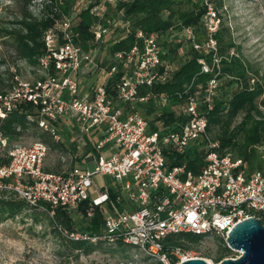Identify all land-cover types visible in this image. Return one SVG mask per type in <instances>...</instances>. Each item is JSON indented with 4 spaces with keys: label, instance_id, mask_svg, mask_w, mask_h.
I'll return each instance as SVG.
<instances>
[{
    "label": "built area",
    "instance_id": "built-area-1",
    "mask_svg": "<svg viewBox=\"0 0 264 264\" xmlns=\"http://www.w3.org/2000/svg\"><path fill=\"white\" fill-rule=\"evenodd\" d=\"M203 2L207 5L203 21L208 33L205 42L195 41L192 28H186V38L193 41L195 48L213 54L211 65L201 62L203 71H213L215 76L202 94L187 95L184 110L189 118L179 131L164 135L159 131L148 133V119L140 112L126 111L121 105L149 99L147 95L137 97V86L144 83L151 86L154 80H164L169 73L168 68L164 74L157 69L162 60L156 32L139 29L137 36L142 45L115 53L118 60L128 63L129 71L116 81L113 96L105 85L108 78L96 82L92 92L82 89L87 81L83 68L100 66L91 52L74 43L73 16L70 15L56 19L54 25L45 30L46 54L38 58L36 66L26 60L1 65L14 74V83L10 90L0 92V126L15 109L31 103L35 112L27 114L28 120L48 130L56 141L63 137L59 123L74 119L81 135L92 126L104 127L106 135L97 140V147L114 150L97 157L87 153L84 161L92 160V167L75 164L66 170L52 171L45 169L46 155L51 148L49 143L41 139L26 144L10 142L0 129V198L22 199L30 208L52 213L58 205L71 210L91 196L93 177L106 174L120 185L121 195L130 201L129 205L125 209L114 206L112 211L103 205L105 219L98 234L81 231L68 234L66 231V235L96 243L123 241L158 264H178L188 257L178 246L166 250L163 239L171 232L194 231L218 235L226 241L227 232L240 220L255 216L264 222L263 171L257 168L247 172L241 157L235 158L232 152L221 154L219 140L208 134L207 113L215 104L220 86L217 77L221 74V57L213 36L219 30L220 18L210 0ZM101 10H104L102 4L91 12L103 16ZM39 15L41 10L36 16ZM112 22L116 27L124 23L117 19ZM91 29L96 42L109 32L100 21ZM116 71V66H112L108 77ZM166 101V97H162L163 104ZM77 137L74 135L70 140ZM196 140L206 142V161L199 173L186 170L184 165L167 167L163 148L171 145L180 152ZM85 143L80 139L77 146L82 148ZM260 148L264 150V146ZM106 196V193H98L92 198L98 205L103 204ZM93 207L87 208L88 215L93 214Z\"/></svg>",
    "mask_w": 264,
    "mask_h": 264
},
{
    "label": "trees",
    "instance_id": "trees-1",
    "mask_svg": "<svg viewBox=\"0 0 264 264\" xmlns=\"http://www.w3.org/2000/svg\"><path fill=\"white\" fill-rule=\"evenodd\" d=\"M31 1L33 0H22L25 4L23 11L19 15L16 14L13 20L7 22V25H0V37L10 39L9 44L14 53L12 57L20 61L26 60L33 66L37 65L39 57L46 54V45L43 41L45 30L53 26L56 19H62L64 15L73 16L74 43L80 44L89 52L95 50L97 44L104 42L106 37L104 35L99 42L94 40L95 33L91 28L95 22L100 21L105 29H112L111 27L116 29L112 21L116 19L124 21L123 25H120L121 36L118 39L107 40L108 52L105 57L110 56V59L102 63L103 66L99 63L100 58L95 57L100 67L107 65L106 71L116 66L117 71L108 77L105 83L108 93L112 96L116 94V81L121 80L122 76L129 71L128 63L118 60L115 53L132 50L136 44L142 45V41L137 36L139 29L147 33L159 34L162 65H159L157 69L164 74L168 68V75L164 80H154L151 86L146 83L137 86V97L147 95L149 99L145 101L138 99L135 103L121 104L126 111L140 112L148 119V133L159 131L160 135H164L169 131H179L185 120L189 118L184 110L187 95L202 94L209 80L215 76L213 71L205 73L201 62L211 65L213 54L205 49L195 48L193 41L186 38V28H192L195 41L202 44L205 42L208 33L203 21L207 5L203 0H117L115 4L107 0H88L89 4L74 15L72 9L76 4L75 0H40L42 8L39 16H34L29 9ZM210 1L215 3L214 10L220 18L218 8L223 6L222 0ZM100 4L106 8L102 12L103 16L91 12L95 6ZM218 24L219 30L213 35L218 43L217 52L221 57L219 63L221 74L217 78L220 81L221 78H225L226 83L219 86L218 91L221 93L216 92L215 104L207 113L208 134L213 139L219 140L218 151L221 154L232 152L235 158H242L243 167L247 172L251 173L258 168L263 171L264 175V152L260 148L261 145L264 146V115L256 105V99L261 94L260 88L254 81L252 82L249 66L240 53L241 46L231 38L230 28L223 21L219 20ZM180 50H184V53ZM3 64L7 63L3 57H0V66ZM13 79L14 74L9 69L0 71V92L10 90L14 83ZM162 97L167 99L165 104L162 102ZM30 112H35L34 105L24 103L3 120L0 129L4 135L8 136L9 141L19 139L29 127H32V133L49 143L50 147H61L65 151L68 150L63 139L56 141L48 130L40 129L35 121L30 122L27 118ZM241 113H243L242 117L235 123ZM17 126L20 129H17ZM59 126L66 140L77 134L78 139L71 141L73 152L77 151L80 139L86 142L80 155L77 156L80 163L85 162V155L89 152L96 157L103 153V150L97 147V140L106 135L101 125L90 127L89 131L83 132L82 135L74 119L61 122ZM205 146V140H196L179 152L173 146L167 145L163 148L167 167L184 165L186 170H191L194 174L199 173L206 161ZM45 169L51 168L45 166ZM102 189L103 193L107 194L105 204L96 205L92 196H87L78 207L71 210L58 205L50 216L49 223L53 224L55 232L61 235L70 252L77 257L80 253L87 255L93 250L112 249L110 247L112 244L101 240L96 243L87 238H69L62 232L65 230L68 234L72 231L98 234L102 230L105 219L103 205L109 211H112L114 206L118 209H125L129 205L130 201L121 195L118 183L113 182L110 186L103 185ZM91 205L94 206L93 214L88 215L87 208ZM29 208L22 199L0 198V222L9 217L15 218L16 215ZM34 217L38 220L37 214H34ZM77 219H81L82 225L77 224ZM203 238L202 233L184 231L171 232L163 240L166 250L178 246L181 251L185 252L199 245ZM116 244L124 250L133 247L123 241ZM218 250V254L214 256L216 262L228 257L232 252L226 243Z\"/></svg>",
    "mask_w": 264,
    "mask_h": 264
},
{
    "label": "rangeland",
    "instance_id": "rangeland-1",
    "mask_svg": "<svg viewBox=\"0 0 264 264\" xmlns=\"http://www.w3.org/2000/svg\"><path fill=\"white\" fill-rule=\"evenodd\" d=\"M75 1L76 4L73 7L74 9H72L74 10L73 15L89 4L88 0ZM222 2L223 6L218 8L220 21H223L230 28L231 38L241 46L240 53L249 66L251 80L260 88L261 94L256 99V105L264 115V0H222ZM30 3L29 9L35 16L40 12L42 3L40 0H33ZM213 5L215 7V3ZM24 7L25 4L22 0H0V25H7V22L13 20L16 14L19 15ZM120 27L118 26L116 29L111 27L112 29H109V32L106 33L104 42L101 41L97 44V48L90 53L92 57L100 58L101 62L98 61L100 64L110 59V56L105 57L108 52L107 40L118 39L121 36ZM9 41V38L0 37V57L4 58L7 65H13L17 60L12 57L14 53ZM180 52L184 53V50H180ZM106 66L92 68L89 65L83 68L86 69L85 74H89L87 79L89 85L107 80L108 71L105 70ZM0 69V71H5L4 67H0ZM225 83V78H221L220 87L225 85ZM220 93L221 91H218V94ZM242 115L243 113L236 118L235 123L240 120ZM32 131V127H29L19 139L12 141L26 144L35 139L40 140ZM65 138L66 136L63 134L62 139L68 146V150L65 151L61 147H51L46 155V166L50 167L52 171L66 170L70 165L75 164L92 167L94 165L92 161L80 163L77 159V156L83 150V146L82 148L77 146V151L73 152L71 138L68 140ZM108 152L110 151L106 147L103 150V154L107 155ZM111 179L110 176L101 173L93 177L91 196H96L98 193L102 194L103 185L110 186L113 184ZM34 214H37L38 220L35 219ZM52 214V212L47 210L29 208L28 210H23L15 218L9 217L1 221L0 264H158V262L156 263L144 253H139L135 247H129L124 250L116 243L109 244L112 249L93 250L87 255L80 253L77 257L73 252H70L61 235L55 232L53 224L49 223ZM77 220V224L82 225L81 219ZM62 233L66 235V231ZM225 243L226 241L221 236L204 235L199 245L186 250L185 255L202 256L207 259L208 264H216L214 256L218 254L220 246ZM236 255H240V252L232 249L228 256Z\"/></svg>",
    "mask_w": 264,
    "mask_h": 264
},
{
    "label": "water",
    "instance_id": "water-1",
    "mask_svg": "<svg viewBox=\"0 0 264 264\" xmlns=\"http://www.w3.org/2000/svg\"><path fill=\"white\" fill-rule=\"evenodd\" d=\"M227 232L226 243L240 252L216 264H264V222L257 217H246ZM178 264H208L205 257L188 256Z\"/></svg>",
    "mask_w": 264,
    "mask_h": 264
},
{
    "label": "crops",
    "instance_id": "crops-1",
    "mask_svg": "<svg viewBox=\"0 0 264 264\" xmlns=\"http://www.w3.org/2000/svg\"><path fill=\"white\" fill-rule=\"evenodd\" d=\"M84 75V77L86 78V80L88 79V77H89V74H83ZM88 81V80H87ZM86 81V84L84 85V87H85V91H91L92 92V90L94 89V86L91 84V85H89V83ZM84 87H82V89L84 88ZM87 87V88H86ZM114 149H111V150H109L110 152H108V154L109 153H111V151H113ZM107 154V155H108ZM92 161V160H91ZM89 162H90V160H89Z\"/></svg>",
    "mask_w": 264,
    "mask_h": 264
},
{
    "label": "bare ground",
    "instance_id": "bare-ground-1",
    "mask_svg": "<svg viewBox=\"0 0 264 264\" xmlns=\"http://www.w3.org/2000/svg\"><path fill=\"white\" fill-rule=\"evenodd\" d=\"M100 199H103L102 197H100Z\"/></svg>",
    "mask_w": 264,
    "mask_h": 264
}]
</instances>
